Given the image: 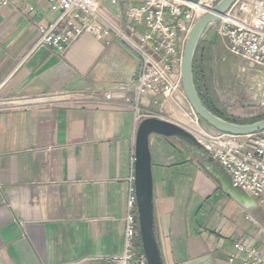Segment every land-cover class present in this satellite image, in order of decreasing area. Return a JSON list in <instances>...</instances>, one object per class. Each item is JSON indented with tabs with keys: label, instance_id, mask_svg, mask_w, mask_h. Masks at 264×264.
I'll use <instances>...</instances> for the list:
<instances>
[{
	"label": "crops",
	"instance_id": "1",
	"mask_svg": "<svg viewBox=\"0 0 264 264\" xmlns=\"http://www.w3.org/2000/svg\"><path fill=\"white\" fill-rule=\"evenodd\" d=\"M31 2L32 13L0 12V264L119 255L136 128L155 117L162 94L120 89L139 62L116 41L85 34L61 54L27 57L37 27L57 16L47 0ZM149 148L164 264H242L236 242L264 251L248 219L264 227L261 208L243 191L230 194L216 161L157 135Z\"/></svg>",
	"mask_w": 264,
	"mask_h": 264
},
{
	"label": "built area",
	"instance_id": "2",
	"mask_svg": "<svg viewBox=\"0 0 264 264\" xmlns=\"http://www.w3.org/2000/svg\"><path fill=\"white\" fill-rule=\"evenodd\" d=\"M214 1L47 0L57 16L52 22L37 27L38 37L27 57L40 48L61 54L85 34L107 46L116 41L139 62L137 74L120 89H132L139 97L161 93L165 99H173L183 95L180 64L188 33L194 23L213 8ZM9 6L26 13L35 10L31 0H0V12ZM217 35L230 54L264 68V1L236 0L220 17ZM104 98L110 99V96ZM195 123L198 124L197 117ZM189 133L206 155L222 167L232 186L254 199L264 215V131L245 137L199 128ZM248 219L259 227L264 246V227L255 219ZM123 223L121 254L70 264H147L143 251L137 249L140 239L133 171L129 177ZM233 247L242 255V264H264V251L245 247L240 242Z\"/></svg>",
	"mask_w": 264,
	"mask_h": 264
},
{
	"label": "water",
	"instance_id": "3",
	"mask_svg": "<svg viewBox=\"0 0 264 264\" xmlns=\"http://www.w3.org/2000/svg\"><path fill=\"white\" fill-rule=\"evenodd\" d=\"M236 0H219L215 6L202 15L191 27L185 42L180 64L181 88L183 95L193 114L212 130L233 137H245L264 131V118L258 121L237 124L229 122L212 113L200 100L193 81V59L196 49L208 28L219 21L235 3ZM118 45L130 56L138 59L121 43ZM157 135L164 138L176 139L199 150L206 155L194 137L183 127L156 117L141 119L137 125L134 143V187L137 208V222L140 244L145 254L147 264H164L161 258L155 235L153 181L149 137ZM211 163L213 160L208 157ZM228 191L234 197L242 192L234 188L231 180Z\"/></svg>",
	"mask_w": 264,
	"mask_h": 264
},
{
	"label": "rangeland",
	"instance_id": "4",
	"mask_svg": "<svg viewBox=\"0 0 264 264\" xmlns=\"http://www.w3.org/2000/svg\"><path fill=\"white\" fill-rule=\"evenodd\" d=\"M219 0H215L212 7ZM218 22L212 24L199 45L211 48L204 57L201 92L211 99L219 113L226 117L249 122L264 116V68L232 55L217 35ZM204 41V42H203ZM213 43V45H210ZM177 69V68H175ZM160 100V106L150 111L156 118L175 123L189 132L196 129L212 130L194 116L184 95ZM183 148L195 149L180 140H173ZM138 244V243H137ZM141 249V244L137 245Z\"/></svg>",
	"mask_w": 264,
	"mask_h": 264
},
{
	"label": "trees",
	"instance_id": "5",
	"mask_svg": "<svg viewBox=\"0 0 264 264\" xmlns=\"http://www.w3.org/2000/svg\"><path fill=\"white\" fill-rule=\"evenodd\" d=\"M204 42V41H203ZM210 45H213V43H210ZM211 52V48H205L202 44L198 45L195 55H194V59H193V81H194V86L195 89L199 95L200 100L202 101V103L214 114H216L217 116L223 118L224 120H227L229 122H234L237 124H247V123H252L255 121H258L260 119H263V117L257 118L255 120L249 121V122H245V121H240V120H236V119H232L229 117H226L224 114L219 113L216 109V105L211 101V99H209L208 97H206L205 95L202 94L201 92V84H203V68H206L205 61H204V57L208 54H210Z\"/></svg>",
	"mask_w": 264,
	"mask_h": 264
}]
</instances>
